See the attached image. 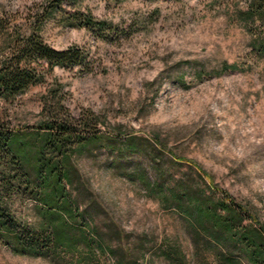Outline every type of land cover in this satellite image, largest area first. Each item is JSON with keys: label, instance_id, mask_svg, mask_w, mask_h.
I'll list each match as a JSON object with an SVG mask.
<instances>
[{"label": "rangeland", "instance_id": "obj_1", "mask_svg": "<svg viewBox=\"0 0 264 264\" xmlns=\"http://www.w3.org/2000/svg\"><path fill=\"white\" fill-rule=\"evenodd\" d=\"M45 2L0 0V21L5 24L0 53L7 32L17 26L31 32L32 18ZM248 4L247 0L65 3L63 13L92 12L129 32L104 38L86 27L69 25L62 11L48 18L41 37L57 49L84 47L90 54L88 66L54 67L44 82L13 102L0 99V117L12 129L30 135L49 120L50 110L62 107L65 118L90 116L97 120L90 128L121 144L131 136L154 141L157 134L167 149L213 176L221 190L248 206L255 221L264 225V50L252 43L260 23L247 27L239 19ZM224 64L237 68L223 71ZM111 147L108 142L87 143L71 156L74 183L67 188L89 225L105 235L110 247L143 254L141 264H170L159 255L164 243L178 245L195 264L183 217L163 208L138 181L123 177L114 166L116 150ZM173 164L167 170L176 176L188 170L186 164ZM4 202L21 224L41 225L43 205L28 192L14 193ZM142 234H147L145 248L136 245ZM80 248V256L88 252ZM77 256L65 254L58 262L19 255L0 240V264H68ZM98 257L101 264H113L111 257L102 253Z\"/></svg>", "mask_w": 264, "mask_h": 264}, {"label": "trees", "instance_id": "obj_2", "mask_svg": "<svg viewBox=\"0 0 264 264\" xmlns=\"http://www.w3.org/2000/svg\"><path fill=\"white\" fill-rule=\"evenodd\" d=\"M76 0H46L32 18L30 33L20 26L7 32L0 53V99L13 102L31 86L45 81L54 67L88 66L90 54L80 45L57 49L40 35L43 23L61 13L74 27H86L104 38L129 32L113 22L98 19L92 12H64L65 3ZM248 7L239 16L247 27L259 25L253 45L264 50V0H247ZM5 24L0 21V32ZM249 31L250 28H249ZM223 65V71L236 69ZM60 106V103H58ZM49 111V120L34 133H24L8 126L0 117V240L16 254L47 257L60 262L65 254L78 255L68 264H101L98 256L112 258L113 264H141L143 254L121 246L110 247L105 235L93 229L85 212L67 188L73 185L71 156L87 143L108 142L116 150L114 166L123 177L138 181L149 196L160 201L166 210L183 217L194 245L195 264H264V225L255 221L249 207L239 203L226 190L214 183L213 176L186 163L167 149L155 134V140L131 136L121 144L107 140L91 125L92 117L73 119L60 112ZM37 131V132H36ZM134 156L141 159L136 160ZM171 161V162H170ZM178 163L188 170L176 176L167 168ZM28 192L43 205V220L37 228L21 224L4 202L14 193ZM219 193V195H217ZM147 234L136 245L145 248ZM88 252L80 256L82 248ZM136 246V247H137ZM145 253V249H144ZM159 255L170 264L189 263L178 245L164 243ZM191 262V261H190ZM147 264V263H145Z\"/></svg>", "mask_w": 264, "mask_h": 264}]
</instances>
